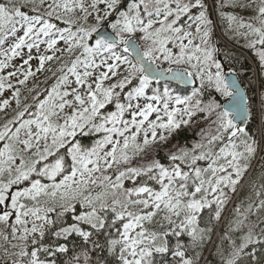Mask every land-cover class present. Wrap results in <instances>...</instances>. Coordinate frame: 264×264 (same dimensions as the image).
Segmentation results:
<instances>
[{
  "label": "snow or ice",
  "instance_id": "snow-or-ice-1",
  "mask_svg": "<svg viewBox=\"0 0 264 264\" xmlns=\"http://www.w3.org/2000/svg\"><path fill=\"white\" fill-rule=\"evenodd\" d=\"M218 32L264 72V0L0 2V264H264V86Z\"/></svg>",
  "mask_w": 264,
  "mask_h": 264
},
{
  "label": "trees",
  "instance_id": "trees-1",
  "mask_svg": "<svg viewBox=\"0 0 264 264\" xmlns=\"http://www.w3.org/2000/svg\"><path fill=\"white\" fill-rule=\"evenodd\" d=\"M0 2H4V0H0ZM207 2L209 4V7L211 8V0H207ZM217 3H219V0H217ZM217 37V43L221 49V54L219 55V57L221 58L223 65L228 71H235L238 74V80L247 95L249 97H255L258 89L264 86V72H261L259 68L258 58L253 55L250 49L244 47V42L242 39L239 42L228 40L227 37H221L220 32L217 33ZM225 52L229 53L231 59H225ZM221 102L223 103L224 101L221 99ZM194 119H198V117H194ZM0 123H2V120H0ZM248 127L255 131L257 124L250 120ZM198 130V127L184 129L183 131L179 132V135L174 137L172 143L179 142L180 144H184L187 140V142L190 144L196 138L195 132ZM163 156V152H160L158 154V158H162ZM254 167H256L257 172H259L260 165L254 164ZM247 195V189L239 192L240 199H245ZM236 202L238 201L234 199L233 203ZM231 206L232 205L230 204L228 207ZM212 240L216 243H220L216 234L213 235ZM210 248L211 245L204 249L202 253L203 258H206L209 264H220V259L215 254V250L212 249V251L210 252ZM201 264H203V260L201 261Z\"/></svg>",
  "mask_w": 264,
  "mask_h": 264
},
{
  "label": "rangeland",
  "instance_id": "rangeland-1",
  "mask_svg": "<svg viewBox=\"0 0 264 264\" xmlns=\"http://www.w3.org/2000/svg\"><path fill=\"white\" fill-rule=\"evenodd\" d=\"M42 49H43V46H42ZM33 54L35 55V50H33ZM21 62L22 61L20 60V58H16L13 61V63H15L17 66ZM30 63L32 65V70L35 71L36 67L38 66V61L34 59ZM50 63L52 64L53 67H57L58 66L57 62H55V61L50 62ZM45 68L46 69L48 68V64L45 65ZM14 70L15 69H13V68L6 69V70L0 72V75H6L8 71H14ZM17 75L19 77V73ZM46 77H48V84H51V83L54 82V77H52L51 73L50 72H47V71H45L44 73H36L35 78L30 77L29 78V81L27 82V87L19 85L17 83L16 78H10V80L13 83L14 87H18V88L21 89L22 95H21L20 98H21L22 101H24L25 97L28 95L27 88L28 87H32L37 80L44 81ZM19 78H22V77H19ZM43 88H44V85L41 84V89L40 90L43 91ZM12 90L13 89L5 88L4 92L3 93H0V100H2V99H9V100L12 101V107H15V101L12 100V98H11V91ZM9 112H11V109H9ZM0 120H3V113H0Z\"/></svg>",
  "mask_w": 264,
  "mask_h": 264
},
{
  "label": "water",
  "instance_id": "water-1",
  "mask_svg": "<svg viewBox=\"0 0 264 264\" xmlns=\"http://www.w3.org/2000/svg\"><path fill=\"white\" fill-rule=\"evenodd\" d=\"M218 59L222 62V60H221V58L218 56ZM223 64V63H222ZM224 66V65H223ZM224 68H225V66H224ZM225 71H228L226 68H225ZM238 82H239V80H238ZM240 83V82H239ZM241 85V84H240ZM180 87H183V86H180ZM241 88H242V86H241ZM242 90H244L243 88H242Z\"/></svg>",
  "mask_w": 264,
  "mask_h": 264
}]
</instances>
